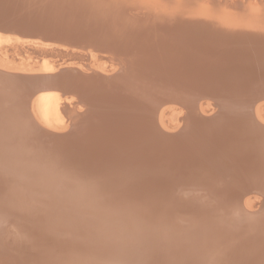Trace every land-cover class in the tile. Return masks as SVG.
I'll return each instance as SVG.
<instances>
[{
    "label": "bare ground",
    "instance_id": "obj_1",
    "mask_svg": "<svg viewBox=\"0 0 264 264\" xmlns=\"http://www.w3.org/2000/svg\"><path fill=\"white\" fill-rule=\"evenodd\" d=\"M72 1L76 3L75 10L73 12L80 14V15H84V16H78V17L74 15V17H77V19L80 20L81 23L82 21H84L83 25H88L90 23L89 13H86V12H91L93 14H97L99 12L100 13L105 12L107 14H110L109 20L111 22L125 23L124 26H122L123 27L122 29H120L121 27L119 26L115 28V31L119 30L117 31L118 32L117 34L119 36H122V38H124L123 39L124 42L122 43L120 39H116L115 38L116 34H115V35H112L110 40L109 39L106 40L103 38L104 41L107 42L106 45L104 46L95 43V45H93V47L95 48L94 52H89L87 54L77 53L75 51H70L68 49L60 48L57 45H50L43 41H36V40L29 41L25 37L19 36L20 35L19 33L17 34L16 32L12 31L13 29H11V27L0 23V51L7 52L11 48V49H15V52L23 53V52H28V50L26 49L27 46H32V48H34L33 50L32 48H30L32 50L30 53H34V57L32 58L35 60L28 61V64H33L31 65L33 69L19 70L22 68H19V67L8 68V69H11L12 73H15L17 77L29 76L31 77L29 80L35 83V84H32L30 88L28 87V89H31L30 94H32L33 96L32 99H30L29 97L30 101L33 103L27 101L28 103H31L33 107V109L31 108L33 112L31 113L32 121L29 122L28 119L27 121H23V123L26 124V127H25L26 129L22 132L25 134L26 133L28 134V132L33 133L34 135H37V136L43 135L46 137V139L48 138L50 140L54 138L53 140L54 142H58L62 144L64 143V144H67L68 146L74 144L73 147L76 148L75 150H77L79 146H81V143L83 144L84 139L87 136L90 142L92 141L91 143L94 144L93 149H95L96 147V152L93 150L96 153V156L94 157L96 161L93 159V161L95 162L93 163L89 157L86 158L84 155L72 153L74 154L71 157L72 162L70 161L72 166L80 167V168L87 166V171L86 172L84 171V172L87 173L86 174L87 176H91V177L92 175L95 177H98L99 175L103 176V173H106L109 175L110 171H113L114 169L115 172H113V175L114 173L115 174L119 173L118 179L120 180V182H117L118 179L115 176L117 180L114 179L115 183H113V185H116V187L119 186V188L123 187V189L125 190L124 191L125 195H122V196H123V199L125 200L123 201L126 204H128V208L130 209L131 202L133 199L136 200L135 198L142 197L141 204H143L145 208L147 207L145 210L149 211L146 213L144 212L145 210L143 211L146 214V217H144L145 219L143 220H145L146 222L152 221L154 222V224L156 222V224L160 226V224H158L157 222L159 219L155 220L156 219L155 215L157 214L152 213L154 212V210H151L152 212H150V209H153L155 205L157 208L158 207L157 204H158L162 209L164 208L163 211L161 208L159 207L157 208V209H161L160 216L162 217H160V219L162 218L161 221H163L161 223L159 220V222L161 223V225L163 224V227L167 231V233L169 232V229H172V232L168 233L167 237L161 239V237L164 234L161 236L159 232L155 231L156 229L154 230L153 228L154 224L151 223L152 225L150 226L153 229L151 228L152 229L151 231L148 230V233L152 234L154 230L155 232H157V234H159L157 236H160V239L154 236L155 237L154 239L147 240L146 235L144 237V235L142 234L137 235L134 232H132L133 225L131 227L127 226L128 222L126 226L129 228H127L126 226L125 228L123 225L120 226V224L118 223L120 222L119 221L120 218H122L121 215L120 217L113 216L109 220V222H103L99 220L98 216L101 217L103 216V214L107 213L103 210V208L104 207L106 208L107 206H109L107 205L108 204L107 202H109V200L111 201L113 200V197L111 196L112 193L111 195L106 194L107 196L105 195H102L103 197L101 196L104 202L103 204L105 205L104 206L101 205L100 207L96 208L95 213H94V209L90 208L91 205L89 204L85 205V202H80L79 203L80 206L84 205V207L86 206L88 209H90L89 212L86 214L87 216H85L83 219L80 220L79 217H77L75 214L78 208L77 205H75L76 204L75 201L83 200V199L89 200L88 197L87 198L83 197L84 193L81 194L82 192L80 193V191L78 192V190H82L83 186L87 187L85 185L86 183L92 182L89 179L90 177L88 178L86 176L87 181H88L87 182L86 180H84L86 181V183L83 181L85 177L81 179L79 173L78 175L75 174L73 175L74 177H70L68 179L57 178L53 170V167H54L53 164L55 163L50 161V159H46V158L42 159L41 153L43 150L42 149L43 146H40L38 142L36 144L32 143L30 145L31 143L30 141L29 143L27 144L25 143V145H23L22 143L24 142L22 139L21 140L22 143L19 142L20 140L16 141L17 144L20 143L19 147L16 146V149L13 148L11 144L13 143L12 141L13 139L7 138L8 136L5 135V132H6L5 129L9 124L8 122L1 121L3 120L2 116L8 115V111L10 110L11 107L7 105L6 103L11 102L13 97L9 98L11 97L10 95L6 96L4 94L0 98V102L2 104V106L0 104V117H2V119L0 118V208H3V210L4 209L14 210L12 211V214L8 215L9 218L17 216L23 219L19 221L20 222V226H18L19 228L17 227L19 229L17 230V233H18L17 241L19 240L21 244L17 245L16 243L15 245H13L15 241H12V244H10L12 246L9 247L10 248L9 257L11 259V256H12V259H13V260L11 259L12 260L11 264H27L26 263L27 261L24 262L21 260L22 258L28 259L30 261L33 260L34 261L33 264L37 262L41 264L53 262L54 260H56L55 257L51 258L48 254H46V251L47 252L50 251L48 250L49 248L50 249L54 248V251L55 250L60 251L61 248L63 249L65 248L66 250L68 249V251H72L74 253V258H75V254L79 256V254L80 255L86 254L88 252L87 254H90L89 258L91 257L88 260V262L89 264L93 263L92 261H94L97 256L99 257V255H101V254L98 255V252L96 253L95 250L98 245H101L100 243L98 244V242L102 240H99L101 238H98L97 242H94L95 244L94 246H96V248L94 247V249L92 250L87 249L89 248V246H86L85 248V245H83V243L85 242L83 241L80 242L79 240H77L79 235H77L76 233L78 232V230L74 229L75 223L80 222V221L81 222L83 221L84 227L86 228H90L91 226L94 225L91 228H94L93 232H94V235L96 236L100 235L104 238L106 236L110 238V236L112 235V237H115V241L117 242L119 239L120 241H124L123 239H128V241L125 240L124 242H122V244L120 243V245L118 243L116 245L115 243L116 247L118 246L117 251L120 254L118 255V257L120 256V258H118L117 261H115L112 264H126V263L128 264V262L129 263L133 262L132 264H198L200 260L205 261L204 262L205 264H250L252 262V259L255 258L253 254H256L257 252L254 251L256 253L251 254V252L253 251H250V250L248 251V249L251 246L253 247L254 246L253 244L255 243H257L256 245H258V243L262 240L251 244L252 242L250 240L252 236H250L248 237L249 240L246 239V241H250V245H249V242H246L245 239L242 238L244 239V241H242V244H238V247L235 246L236 248H239V249L241 248L238 256L237 254H235L236 253L235 247L232 246L230 242L236 240L235 239L237 238L236 234H239V233H240L239 235L241 236V234L251 235L252 232L253 233L257 232V234L255 233L257 236L255 234H253V236L255 235L256 236L255 238H259L260 237V234H258L259 228L261 230L262 229L264 230V198H263L264 197V153L263 154L260 153L261 152L260 148L264 145V128L260 126V123H258V121L264 122V25L262 27H260L261 25L258 27H255L254 25L253 27L250 24L251 27L253 28L249 26L243 28L239 24L242 28L239 31L238 25L235 24L236 22H239V21H236L234 25H232L230 24V22H232L230 18L229 20H226L225 18L224 19L214 18L213 17L215 15L214 11L216 10H212L211 12V7L213 6H211L210 8H207L208 9L207 12L202 11L204 13L203 14L202 12H200V9L198 10L197 7H195V4L198 2V1L196 2V0L174 1L173 2L174 6L172 7L173 10H169V7H167V5L170 6V3L166 4L167 0H162V1L158 0L159 2L158 4H160L159 11L156 9L158 12L155 10L156 14L155 15L153 14L154 16H151L150 19L147 18L149 21L145 19L143 15L146 13L144 11L145 8L140 13L135 12L137 15L136 17L139 18L136 21L133 20L132 18L126 19V13L128 14V18L131 17L134 13V11L132 13V9H134L133 6H136L134 1H132L133 3L131 2L132 6L130 7L129 5L127 6L122 5L123 2L125 3V0H72ZM140 1L141 3L143 2L146 4L149 1L148 2L149 4L152 0H148L147 2H145V0H140ZM61 2L64 3L63 5L64 9L65 8L68 9L69 7H71V4L67 5L64 0ZM155 2H157V0H155ZM185 2H187V4H185ZM201 3L203 4V1ZM129 4H130V1H129ZM146 4L145 6H147ZM204 5L206 4H203V6ZM263 5H264V2H263ZM246 8L248 9L247 6ZM259 10H261V8ZM66 11L69 12V10H66ZM221 11H223V9H221ZM226 11L224 10L223 12H226ZM233 12H234L233 16L235 17V14L237 13H235L236 11H233ZM247 12H250V10H247ZM251 12L253 13L254 10ZM15 13H23V10L18 9L15 11ZM242 13L244 15L242 17H245L246 13L241 12V14ZM23 14L27 15V11H24ZM185 14L187 15V18H190V19L185 20L184 19L186 18ZM206 14L208 16H203ZM219 14L221 15L220 12L218 13V16ZM239 14H240V11H239ZM140 15H143V16H140ZM69 16L70 14L68 15V17ZM233 16L230 15V17H233ZM236 16L238 18V15ZM247 16L246 18H241L243 20H240L244 22L243 23L244 25H246L247 23H251V21H254L255 19L253 15H252L253 20L252 18L247 17ZM94 17L97 19L96 16ZM207 17H210V18H207ZM237 18L235 17L234 21L235 19L238 20ZM260 18L262 19V16ZM109 20H106V21H109ZM257 20H260V19H257ZM259 22L260 21H258V23ZM107 24H110V23H107ZM149 26H150L149 28L150 31L149 29L147 30L145 29L146 27H149ZM252 30L254 31L256 30V31L254 32ZM109 34H106V35H109ZM116 41H119L121 43H116ZM113 43H116L118 45H115ZM109 49L113 52L114 55L121 56L119 58L120 62L124 63L125 65V66L123 65L124 67L122 66L123 67L122 71H119V72L113 71V69H111L112 66L111 68H109L110 67L109 65H108L109 67H107L102 62L99 61L101 59L104 61L106 60L108 61L109 58L105 55V53H108ZM132 53L135 54L134 57L130 58L131 59L130 61H127L128 60L127 58L131 56L130 54ZM59 55H61L60 57L64 55L65 59H66L65 56H69V59L67 58L66 61L70 59H74V61L76 60L77 62V59L82 60V61L83 60L87 61L88 59L91 61V64L93 66L92 67L83 66L80 62L76 63L73 60H72L73 64L67 63L63 57L62 58L64 59V62L63 61L61 62ZM109 55H112V54H109ZM52 56L55 57V60L52 59ZM56 56L59 58V60L58 59L56 60L57 58ZM112 59L114 60L113 57ZM116 59L118 60V58ZM0 61H2L0 62V69L3 70L5 69L4 67H7V63H6L7 61H5L4 58L0 59ZM79 63L81 65H79ZM38 64L39 65L41 64L40 68L39 66L36 67V65ZM115 66L116 65H114V67ZM93 67H96V68H93ZM28 72H34V73L33 75H31V74H28ZM118 74H122L124 76L118 75ZM63 75L64 76L66 75L67 78L71 79V81H73L72 83L75 84V86L66 84L64 80H61V77H63ZM226 80L227 82L228 80L233 81L232 86L226 84ZM83 91H85V93ZM117 93L118 94L121 93L123 96L126 97V99H128L127 100L128 105H130V102L132 101L133 104L131 105L129 109L130 112L128 111L125 112V114H128L129 116L122 113L123 112L121 108L122 104L120 105L118 103L114 105H112V103L110 104V100L113 97L112 94L116 95ZM71 95H76V97L85 95L86 96L85 98H87L85 100L88 101L91 106L92 104H97L98 102H100L101 104V101H102V103L104 102L105 106L108 105L107 110H109L110 112V109H111V112H113V114H110L111 113L110 112L109 113L110 115L108 114L107 117L103 114L104 115L103 117H106V119L102 121L101 125L99 124V126H102L103 128L101 134L104 136V138L102 139L100 137L103 140L102 143L97 142V139L95 138V136L97 137V135H95L93 132L92 133L95 136H89L86 134L79 141L78 140L74 141V143H70L71 140L69 139L65 140L64 138L62 139V137H58L57 134H55V132L58 131L57 129L61 127L64 128V125L69 123L68 121L66 123V121L64 120L63 113L65 115L67 114L69 115L71 108L73 107L74 109L72 108V110L75 111V108L77 107V106L76 107L71 106L70 108V104L72 103L74 104L75 102V99L74 101H68V99H71L70 97ZM20 98L21 97L18 98L17 96H15L14 98L15 100L13 99V101L11 102L12 106L15 104V107H13L14 108L13 111L22 109L21 113H23L24 116H28L27 115L28 113L25 112V109L20 107L21 106L20 104L21 102L19 100ZM77 99L78 98H76V100ZM79 99L81 100V97ZM126 99L124 102H126ZM86 101H85V104H86ZM104 105L102 107H105ZM191 106H193L192 109H191ZM93 110H96V109H93ZM96 111L98 113V111L100 110L97 109ZM211 111H213V114L210 115L209 113ZM72 112L73 111H71V113ZM217 112H222V115L221 116L216 115ZM121 114H123L125 117H122ZM184 114L186 116H184ZM12 116L10 115V117ZM122 118H125L126 121H124L125 119L123 120ZM182 120L184 122L188 121L187 127L184 128L182 125V127L180 128L179 126H177L178 124H180ZM209 121H213V122H209ZM20 123H22L21 119H19V124ZM75 124H76V127L80 125V124L77 125V123ZM34 125L39 126L46 133L41 132L42 129L41 131L38 130V128L35 129ZM174 125L179 127L180 129L178 128V130L171 131V129L174 128L173 127ZM261 125H264V124H261ZM86 126L84 127L86 128ZM112 127L120 131L119 136H117L116 134L117 142L116 141L115 142L118 144H115V142H112L111 140L112 138L116 137L114 136L115 134L113 135ZM30 128H32L35 131V133L32 132ZM82 128H83V124H82ZM225 128H228L227 131H229L230 133H232L233 130L235 133L236 132L240 133L239 137L245 134V138L246 136H249V134L252 133L253 131L254 135H256L255 136L256 138H254V140H252L253 138H251V141L247 140L250 143H252L251 147L248 146V148H250L251 150L250 153L253 155L252 156L250 154L252 158H250L249 156L250 159H246L247 157L245 158V156L242 155V153L244 152L240 153L236 149L237 145L235 144H239V141L237 140L238 138L236 137L237 135L234 133L232 134L235 135L236 139H233L235 137L229 138V136L227 138L229 139V141L227 142H228V145H230V150L228 149L229 147H227L226 145L227 147L226 148L224 146V143L222 142V145L226 148V150H229V152L226 153V155H224V153L221 154L218 152H213L211 150L210 148L211 143H208V141H205V140L208 139V137L211 138V136H213L214 132L212 133V131L217 130L220 132L222 130L223 132ZM93 129L95 130L94 127ZM14 130H15L14 136L17 138L18 135H16L17 133L16 131L17 130L19 131L20 128L16 126ZM111 132H112V135H111ZM92 133H89V134L92 135ZM226 136L224 135V138ZM194 138L197 140L199 139L201 140V142H199V145L196 146L197 150L195 149V151L202 154L201 155L202 158L201 157L199 158L196 155L197 159L194 162L196 164L199 163L198 164L199 173L197 175L194 174L195 176H193V178L196 180L197 183L199 182L200 185H202L204 189L209 190L210 185L214 186L213 184H216L221 179V176L225 175L226 178L228 179L227 186L226 184L225 186L227 187V189H231V187H233L238 190V191L236 190V192L239 193L238 195H240L241 201L239 199L237 200L241 206H235L237 205V203L233 204L234 205L233 206L231 205L232 203L231 202L230 203L231 206L229 207L228 200L231 198L227 200V196L224 202V207L222 206L223 204L222 205L218 204V205H221L222 207L221 206L217 207V203L212 204L213 206L211 207H208L209 205L206 207V205L204 204L203 205L200 203L197 204L196 203L197 201L195 203L192 202V200L189 198L188 199L186 198L185 199L186 201L185 200L183 201L182 200L184 198L183 196H181L182 197L181 199H179L180 197L176 198L175 197L176 193H173V188L171 187L175 188L176 187L175 185H178L177 187H181L183 184H184L183 187H185L186 185L185 183H192V182H189L190 180L188 181V179H187V182L185 183L183 182V179L185 178L184 177L185 171H183L181 168H179L178 171L174 173H169L168 177L165 178V179L167 178L171 179V180L168 179V181L165 180L167 183L168 182L170 183V181L172 182V184L175 183L174 186L173 185L171 186L168 183L171 186L170 190L167 187L164 189L165 186H161L160 184L156 182L161 176L164 177V175H162V171H164L163 170L165 167L164 164L166 162L163 161L162 163V160H161L160 162L162 163L161 166L160 167L158 166L157 169H153V170L147 167L149 165L146 164V162L147 163L153 162V159L156 157V152H159V151H156L157 145H159L162 142H163L162 144L166 143L169 146L168 148L169 150L167 154L169 155L170 158L173 155H176L178 153H181L182 155H189L191 151L187 150L186 146L188 144L185 142L183 143V141L187 142ZM142 139L143 140L147 139L149 144L146 145L145 143V146H144L143 143L146 140L143 142ZM111 142L115 144V145L113 144L115 148H117L116 145H118L120 149L122 148L124 150L123 151L124 153L127 152L126 154H123V153L117 154V155H123L122 159H120L119 157L121 156H119L118 158L120 160L119 159L117 161L113 160L114 162L111 161L110 148L113 150ZM141 142H143L142 143L143 145L141 144ZM110 144L111 146H109ZM184 144H187V145L185 146ZM240 144H243V143H240ZM141 145L144 146V148ZM4 146H7V147H4ZM8 146L10 147L8 148ZM183 146H185V148ZM131 147L132 148L134 147V150L130 151ZM47 149H49V147H47ZM163 150L164 149H162V151ZM226 150L225 152H227ZM242 150H243V146H242ZM56 152L58 154L59 151H56ZM88 152L89 151H87V153ZM114 153H115L114 155H116V151H114ZM162 153H165V152H162ZM43 154H46V153L43 152ZM88 160H90L92 164L87 163ZM144 161H145V164H144L145 169L142 168L143 164L142 165L140 164V163H144ZM195 163H194L193 169H195V165H196ZM71 164L69 163L70 168H71L70 166ZM138 164L142 166L141 169H139L140 167L138 168L139 166ZM135 165L138 168L137 170L135 169L136 168ZM145 165L147 166L145 167ZM210 165L216 167V168L213 167L214 169L211 167L214 170V172H216L215 175H213L214 174L213 172H212L213 174L210 173L211 172V170L209 169ZM256 165H258L256 167L257 169L252 170L253 168L252 166H256ZM111 166H113L112 170L109 169V167L112 168ZM126 166H128V168H126ZM242 167L243 169L245 168L247 170V171H244V175L246 173L245 176L244 175L242 176L241 174V170H243L241 169ZM190 168H191L190 172H192V167ZM49 169L52 170L53 174L51 172L49 174V171L45 172ZM184 169L186 170V168ZM73 170H74V173L76 171L78 172V169L77 170L73 169ZM188 170H187V173H188ZM195 173L197 172L195 171ZM72 174H73V171H72ZM120 174H124V175H120ZM256 178H257V181H256ZM100 179L103 181L102 178H99V181ZM95 180L93 182L97 183ZM147 180L153 183V186H151L149 189H145V186H144L147 183ZM154 180H156L155 181L156 183L154 182ZM253 180L256 182L254 183ZM109 181H108V186L111 183ZM251 181L253 182L252 185H250V183H252ZM92 183H91V186L93 185ZM163 183L165 184L164 181ZM193 183H195V181ZM99 184L100 183L98 182L97 187H99ZM189 185L190 184H188L187 187H189ZM108 186H106L107 189L110 188L111 185L109 187ZM190 186H193V184H191ZM250 186H252V189L250 188ZM88 187L90 188V186ZM116 187L114 188L116 189ZM187 187L185 188L187 189ZM101 189L99 188V190ZM218 189H221V188H218ZM109 190H112V189H109ZM177 190L178 188H176V191ZM189 190H190V187H189ZM113 192H115L114 189H113ZM222 192L225 193L224 191ZM229 192L227 191L226 195ZM236 192L234 191L235 194ZM208 193L210 194V192H207V194ZM223 193L222 195H224ZM245 193H247V195L250 193L254 195H251L249 197L247 196L248 198L245 199L244 198L246 196ZM257 193L263 194L262 200H260L259 198H257V196H255ZM59 195H61L62 197ZM169 195L171 198L168 197ZM178 195L179 194H177V197ZM57 196L61 198L60 201L56 200ZM234 197L235 195L233 196V198ZM173 198L176 199L177 201V202H174V204H172V202H169L171 199H172L171 201H173L174 200ZM218 199L221 200L223 198H218ZM242 199H245V201ZM193 200H195V198ZM235 200H233V203H235L234 202ZM100 202H101V199H100ZM169 203L172 204L170 206H175L174 210L176 211L173 210L174 212L173 211L171 212V209L173 207L172 208L169 207ZM175 204H177V206ZM59 205L62 208L59 209L60 210L59 212H56L55 207ZM167 207L171 209L169 210ZM257 207L259 208L256 210ZM220 208H222L221 209L222 213L219 212L218 214V211H220ZM22 209H24V211H22ZM252 209H255V210H252ZM21 211L24 213L23 216L20 215ZM228 211H231V212L228 213ZM177 213L180 214L178 215V219L176 217ZM211 213H213V215ZM230 214L231 216H229ZM127 216H130L131 221H129V223L131 224L132 222L131 215L127 214ZM132 217L135 218L134 215ZM140 217L142 218V216ZM140 217L139 219H141ZM147 218L149 220H147ZM34 219L39 221L38 225L32 223V220ZM183 219L185 220V222L189 223L187 224L190 226L188 233H186L188 230L187 229L188 226L187 228L186 226H184L187 230L179 229V226H177L178 229L176 231L173 229L174 227H176L177 222H179V220L183 221ZM121 220H123V218ZM253 220L258 221V223L250 224L249 221H253ZM145 221L143 222L145 223ZM140 222L141 221L138 222L139 224H137V226L140 225ZM185 222H181V223L182 224L184 223L185 225ZM239 222H241V225H242V222H244L247 226L243 225V228L238 229L237 227L239 226ZM237 223H238V226H237ZM63 224L69 225L68 226L69 229L64 230V228L62 227ZM156 224L154 227H156ZM56 225L61 226L63 229L61 230V227L56 231L53 229H50ZM118 225L120 227L125 228L126 232L123 231L125 233L124 237H122L123 234L122 236L119 235V233L122 232L121 229L123 228L120 229ZM115 226L117 227L118 230L116 229ZM161 227L162 226H160V228ZM244 227H247V228H244ZM43 230H47L46 233H44L43 235L44 236V238H42L43 240L41 239L42 245L44 244L46 246L45 247L43 245V249H45V252L41 256L39 255L37 257L35 256L36 257L35 258L33 255L32 256L30 255V252L28 250L32 248H35L37 250L38 247H40V244H38L37 240L34 238L38 233H42ZM183 230H185L186 232H182ZM10 232L12 233L13 231H9V233ZM89 232H91V230ZM155 232L153 234H155ZM84 235H89V234L88 232H86V234L84 233ZM239 235H238V239H239ZM31 237L32 238L34 237L32 241H31ZM83 237L84 236H81V239ZM8 239L10 238L8 237ZM132 239H134V241ZM198 239L199 241L203 242V245L205 244L203 240L204 239L207 240L206 242L210 243V244L208 243L209 246L206 247L205 245L204 246L205 248L198 247V251L197 250L195 251L193 249V245L194 246H197V245H195V243L193 242H196ZM136 240L137 242H135ZM223 240L224 242L226 241L227 243H229L228 245H231L234 248L225 250V248L221 246V244L223 243ZM147 241H150L153 244L156 243L157 247L158 245L162 246V248L164 246L165 248V249L163 248L164 250H166L167 248V251H166L167 253H165V256L166 254H168L169 248H171L172 250L174 249L175 251L174 253L176 256L175 260L172 261L173 259H171V257L169 259L172 262L165 261L166 259L164 261H159V258L158 260H156L155 259L156 256L155 258L153 256L155 254L150 253L153 251H150V252L146 251L144 255L142 254L143 257L132 259L133 256L131 257V255L135 254V251H133V247H134V250H136L135 248L137 247V246L135 247L134 245L136 243L137 244L139 243V245H141V248H142V244L144 243L147 244ZM183 243H187L190 246L191 244H193L192 248H183L181 250L180 249L181 245L179 247L176 246L177 244H183ZM262 244L263 242H261V245ZM186 245L183 244L182 247L183 246L187 247ZM219 245L221 248H219ZM114 246L112 248H114ZM3 247H0V248H3ZM26 247L29 249L26 250ZM98 247L99 248L97 250L100 249V246ZM226 248H229V247L226 246ZM83 249H87V250H83ZM195 249H197V247ZM255 249L257 250V248ZM3 250H5V247ZM159 250H158V253H159ZM193 250L197 253L193 252ZM234 250H235V253H233L232 255L231 253ZM100 251L101 250H99V252ZM258 251H259V248H258ZM262 252H264L263 249H262ZM194 253L197 255L195 256ZM259 255H260V252L258 256L256 257H260ZM83 256L85 257V255ZM67 259L68 257L66 256H65V259L63 258L64 261ZM71 259H73V257ZM77 259H78V262H80L79 258ZM98 259H100V257ZM131 259L133 261H131ZM258 259L260 258L254 259L257 261L254 262L253 260V264L257 262H261ZM74 260H71L72 261L71 264L77 263V262H73ZM85 260L84 261L81 260L83 261V264ZM126 260H128V262H126ZM67 261L70 262L69 260ZM101 261H103V259ZM97 262L95 261V263ZM0 264H6V263L5 262L1 263V260H0ZM7 264H10V263L7 262ZM30 264H32V262Z\"/></svg>",
    "mask_w": 264,
    "mask_h": 264
},
{
    "label": "rangeland",
    "instance_id": "obj_2",
    "mask_svg": "<svg viewBox=\"0 0 264 264\" xmlns=\"http://www.w3.org/2000/svg\"><path fill=\"white\" fill-rule=\"evenodd\" d=\"M129 1H130V4H129ZM125 0V3L123 2L122 3V5H129V7L130 6H132V4H131V2L132 1H134V3L136 4V6L138 7H136V6H133V8L134 9H132V13H133V11H134V13H133V15H134V17H133V15L131 16V17H129L128 18V14L126 13V19H133V20H137V19H139V18H137L136 16V13H140V12H142L143 10H144V8H145V14H143L144 15V17H145V19H147V18H151V16H154L155 14H156V11L158 10L159 11V8H160V4H158L159 2H158V0H157V2H155V0H152L149 4H148V0H145V2H147V4L146 3H141V1L140 0H136V2H135V0ZM162 1V0H161ZM174 1H180V0H167L166 1V4H169L170 3V6L169 5H167V7H169V10H173V6H174V4H173V2ZM184 1H186V0H184ZM190 1V0H189ZM198 1V2H197ZM203 1V4H206L207 5V7H206V5H204L203 6V4L201 3ZM216 1V2H215ZM251 1H253V2H251ZM196 0V4H195V7H197V9L199 10L200 9V12H207V8H210L211 6H213V7H211V12H212V10H216V11H214V13H215V15L213 16L214 18H216V19H226V20H229V18L232 20V22H230V24H232V25H234V23L236 22V21H239V22H236L235 24H237L238 25V28H239V31L242 29L241 28V26L243 27V28H245V27H251V25L254 27V25H255V27H258V26H260V27H262L263 25H264V16H263V14H264V5H263V2L264 1H262V0ZM140 2V3H139ZM200 2V3H199ZM259 2V3H258ZM133 3V2H132ZM238 4V6H237V4ZM240 3V4H239ZM261 3V4H260ZM121 4V3H120ZM138 4H140V5H138ZM145 4L147 5V6H145ZM158 4V5H157ZM185 4H187V2H185ZM211 4V5H210ZM235 4V5H234ZM191 5H193V4H191ZM215 5V6H214ZM243 5H244V7H243ZM253 5V6H252ZM255 5V6H254ZM157 6H158V8H157ZM246 6L248 7V9L246 8ZM263 6V7H262ZM201 7V8H200ZM229 7V8H228ZM254 7V8H253ZM256 7V8H255ZM189 8V7H188ZM239 8H241V9H239ZM244 8H246L247 10H250V12H247V10L246 9H244ZM250 8V9H249ZM252 8V9H251ZM261 8V10H259ZM157 9V10H156ZM190 9V8H189ZM221 9H223V11L225 10H227V11H229V12H223V11H221ZM148 10H149V12H148ZM150 10H151V12H150ZM156 10V11H155ZM254 10V12L252 13L251 11H253ZM157 11V12H158ZM233 11H236L235 13H237V14H235V17L237 18V16L236 15H238V20H236L235 19V21H234V12ZM239 11H240V14H239ZM261 11V12H260ZM136 12V13H135ZM155 12V13H154ZM202 12V13H203ZM209 12V11H208ZM221 13V15L219 14V16H218V13ZM223 12V13H222ZM241 12H244V13H246L245 15L247 16V14H248V16L247 17H250V18H252V20H253V17H255V19H256V21H255V19H254V21H251V23H247L246 24V22H245V24L247 25H244L243 23L244 22H242V21H240V20H243V19H241V18H246V16L245 17H242V16H244L243 15V13L241 14ZM201 13V14H202ZM226 13V14H225ZM231 13H233V14H231ZM260 13V14H259ZM154 14V15H153ZM204 14V13H203ZM251 14V15H250ZM143 15H140V16H143ZM186 15V14H185ZM224 15V16H223ZM230 15H232L233 17H230ZM252 15H253V17H252ZM147 16V17H146ZM203 16H208L207 14L206 15H203ZM225 16H227V17H225ZM262 16V19L260 18ZM259 17V18H258ZM135 18V19H134ZM207 18H210V17H207ZM233 18V19H232ZM185 20L186 19H190V18H187V15H186V18H184ZM257 19H260V20H257ZM144 20V19H143ZM148 20V19H147ZM149 21V20H148ZM258 21H260L259 23H258ZM262 21V22H261ZM116 25V28L119 26V27H121L120 29H122L123 27L122 26H124V24L125 23H123V22H121V24H120V22L118 23V22H116L115 23ZM241 26H240V25ZM249 24V25H248ZM251 24V25H250ZM257 25V26H256ZM253 27H251V28H253ZM150 28V26L149 27H146L145 29L147 30V29H149ZM149 31H150V29H149ZM252 31H254V30H252ZM256 31V30H255ZM254 31V32H255ZM145 32V31H144ZM30 48H32V46H27L26 47V49L28 50V52H23V53H18V52H15V49H9V51H7V52H3V51H0V59H3L4 58V60L5 61H7L6 63H7V67H4L6 70H10V71H12L11 69H8V68H12V67H19V68H22V69H19V70H27V69H29V70H31V69H33V67L31 66V65H33V64H28V61L29 60H35V59H33L32 57H34V53H30L34 48H32V50L29 49ZM20 52V51H19ZM110 53H105V55L109 58L108 59V61L106 60V61H104V60H99L100 62H102L105 66H107V67H109V68H111V66H112V68L111 69H113V71H122V69H123V67L125 66L124 65V63H121L120 62V60L118 59H116L117 57H115L114 55H109ZM131 56H129L127 59V61H130L131 59L130 58H132V57H134V53H132V54H130ZM61 55H59V58H60V60H61V62L63 61L64 62V55H62V57L64 58H62V57H60ZM57 57V56H56ZM66 57V59L68 58L69 59V56H65ZM112 57L114 58V60L112 59ZM16 58H18V59H16ZM59 58L57 57L56 58V60L58 59L59 60ZM52 59H54L55 60V57H53L52 56ZM66 59H65V61H66ZM71 60V61H70ZM70 60H68V61H66L67 63H72L73 61H74V59H70ZM73 60V61H72ZM86 60V59H85ZM89 61V62H88ZM0 62H2V61H0ZM60 62V61H59ZM74 62H76V60L74 61ZM78 62H80L83 66H90V67H92L93 65L91 64V61L90 60H88L87 59V61H82V60H78L77 59V62L76 63H78ZM42 63V62H41ZM79 63V65H81ZM122 65H121V64ZM73 64V63H72ZM41 65V64H40ZM40 65L38 64V65H36V67H38L39 66V68H40ZM109 65V66H108ZM114 65H116L115 67H114ZM124 65V66H123ZM129 65H130V63H129ZM123 66V67H122ZM93 68H96V67H93ZM119 68V69H118ZM118 69V70H117ZM117 74V73H116ZM118 75H122V74H118ZM122 76H124V75H122ZM232 82L233 81H229L228 80V82H227V80H226V84H228V85H231L232 86ZM113 92V91H112ZM118 94V93H117ZM115 95V94H112L113 95V97H114V99H113V97L111 98V100H110V104L112 103V105H114V104H116V103H118L119 105L120 104H122L121 105V108H122V113L123 114H125V112L126 111H128V112H130L129 111V109H130V107H131V105L133 104L132 103V101L130 102V105H128V99H126V97L125 96H123L121 93H119L118 95ZM14 95V93L13 94H11L10 96L11 97H9V98H12V96ZM21 95V94H20ZM2 96V95H1ZM121 96V97H120ZM71 97V99H68V101H74V99H75V102H74V104L72 103V104H70V108H71V106H74V107H76L75 108V111L74 110H72V108H71V110H70V114L68 115H65L64 113H63V116H64V120L66 121V123H67V121L69 122V123H67V124H65L64 125V128L63 127H61V128H59V129H57L58 131L57 132H64V133H68L72 128H71V123H72V118L70 117L71 116V114H73L74 112H77V111H79V112H77L78 114H75V115H77V117L76 118H74L73 120V123H77V125L78 124H80V125H78V127L76 128V124H75V128H73L74 130H71L70 132H71V135H73V136H71L70 138L72 139V140H74V141H79L84 135H89V136H95V135H97V137L95 136V138L97 139V142H99V143H102V139L104 138V136L101 134V132H102V130H103V128H102V126H99V124L101 125V123H102V121L103 120H105L106 119V117L108 116V114L111 112V109H110V112H109V110H107V106H105L104 105V102L102 103V101H101V104H100V102H98L97 104H95L94 106L95 107H92V106H90L89 105V102H87L86 101V104H85V100H83L82 98H81V100L79 99L80 98V96L78 97H76V95H71L70 96ZM75 97V98H74ZM117 97H119V98H117ZM76 98H78L77 100H76ZM124 98V99H123ZM73 99V100H72ZM113 99V100H112ZM125 99H126V102H124L125 101ZM119 100H120V102H119ZM23 101V100H22ZM20 101L19 103L22 105V104H24L26 107H27V113H28V115H31V113H33L32 112V110H31V108L33 109V107H32V104L31 103H33V102H31V103H28L29 102V100H25V101ZM28 101V102H27ZM123 102V103H122ZM77 103H81L80 105L79 104H77ZM31 106H30V105ZM86 106H85V105ZM125 104V105H124ZM97 105V106H96ZM100 105V106H99ZM105 106V107H102V106ZM78 106H79V108H78ZM13 107H15V104L13 105ZM89 107V108H88ZM97 107V108H96ZM103 109H102V108ZM128 107V108H127ZM29 108V109H28ZM78 108V109H77ZM106 110H105V109ZM190 108V107H189ZM193 108V106H191V109ZM14 109V108H13ZM74 109V108H73ZM77 109V110H76ZM93 109H98V110H100V111H98V113H97V111L96 110H93ZM30 111V112H29ZM71 111H73L72 113H71ZM90 111H92L93 113L92 114H89V112ZM95 111V112H94ZM106 113H105V112ZM183 111H185V110H183ZM214 111V110H213ZM213 111H211L209 114L211 115V114H213ZM100 112V113H99ZM87 113V114H86ZM106 116V117H103L104 115ZM110 114H113V112H111ZM109 114V115H110ZM123 114H121V116L122 117H125ZM196 114V113H195ZM12 116V114H9V116ZM89 115V116H88ZM92 115V116H91ZM125 115H127V116H129L128 114H125ZM216 115H222V112H217L216 113ZM66 116H67V118H66ZM88 116V117H87ZM102 116V117H101ZM184 116H186L185 114H184ZM1 119H2V117H0ZM11 119L13 118V116L12 117H10ZM71 118V119H70ZM84 118V119H83ZM101 118V119H100ZM68 119H70V120H68ZM123 120L125 119V118H122ZM77 120V121H76ZM85 120V121H84ZM76 121V122H75ZM124 121H126V119L124 120ZM123 122V121H122ZM183 122V123H182ZM262 122V123H261ZM125 123V122H124ZM258 123H260V125L261 124H264V122L263 121H258ZM70 124V125H69ZM82 124H83V128H82ZM126 124V123H125ZM68 125V126H67ZM87 125V126H86ZM182 125H183V127L185 128L186 127V125H188V121H186V122H184L183 120L180 122V124H178L177 126H179L180 128L182 127ZM84 126H86V128L84 127ZM177 126H173L172 128L173 129H171V131H174V130H178V128L179 127H177ZM68 129H67V128ZM93 127L95 128V130L93 129ZM96 127H98V128H96ZM101 129H100V128ZM113 128V130H112V132H113V135L114 136H116V134H117V136H119V130H117V129H114V127H112ZM179 128V129H180ZM227 129L228 128H225V130H223V132H221L220 134L218 133L217 135H213V136H211V138L210 137H208V139H206L205 140V138H204V140L205 141H208V143H211V146H210V148H211V150L213 151V152H218V153H221V154H223L224 153V155H226V153H228L229 152V150H230V145H228V142L227 141H229V139H227L228 138V136H229V138L231 137V138H233V137H235V135L234 134H236L237 136L236 137H238L237 138V140L239 141V144H235V145H237L236 146V149L240 152V153H242V152H244V153H242V155L243 156H245V158L246 159H250V158H252L251 156H250V148H248V146H250L251 147V145H252V143H250L249 141H251V138H253L252 140H254V138H256L255 136L256 135H254V133H253V131H252V133H250L249 134V136H246V138H245V134L243 135V136H241V137H239V135H240V133H235L234 132V130L232 131V133H234V134H232V133H230L229 131H227ZM66 130V131H65ZM80 130H83L82 132L80 131ZM92 130V131H91ZM99 130V131H98ZM79 131V132H78ZM89 131V132H88ZM94 131H96V132H94ZM83 134V136L81 137V133ZM95 134V135H93V133ZM112 132H111V135H112ZM115 132V133H114ZM72 133H74V134H72ZM89 133H92V135L91 134H89ZM105 133V132H104ZM128 134V133H127ZM223 134V135H222ZM230 134V135H229ZM224 135L226 136L225 138H224ZM250 135H251V137H250ZM8 136V138H11V139H13L12 141H13V143H11L12 144V146H13V148H15L16 149V146H18L19 147V145H20V143H18L17 144V142L16 141H18V140H20L19 142H21V140H22V138H18V136H17V138L16 137H11V136H9V135H7ZM78 136H80V137H78ZM113 136V137H114ZM117 136L116 137H114V138H112V136H111V140H112V142H115L117 139ZM209 136V135H208ZM217 136V137H216ZM222 136V137H221ZM78 137V138H77ZM99 137V138H98ZM102 139H101V138ZM198 137V136H197ZM205 137V136H204ZM236 137L235 138H233V139H236ZM249 137V138H248ZM221 138V139H220ZM243 138V139H242ZM245 138V139H244ZM76 139V140H75ZM98 139H100V140H98ZM106 139V138H105ZM202 139H203V137H202ZM143 140V139H142ZM146 141H147V139H145ZM145 140H143V142L145 141ZM195 139H192V140H189L188 141V145L187 144H185V145H187L188 146V148L189 149H191L190 151V154L189 155H182L181 153H178V154H180V155H178V154H176V155H173L171 158L169 157V155L167 154L168 153V148H169V146L166 144V143H164V144H162V143H160L161 144V146H160V144L159 145H157V150L156 151H159V152H156V157L158 158H154L153 159V162L151 163V162H146V164H148L149 166H147V165H145V167L147 166V167H149L151 170H153V169H157L158 168V166L160 167L161 166V164L163 163V161L164 162H166L164 165H165V167H164V171L166 172H164V171H162V175H164V177L163 176H161L159 179H158V181H156V180H154V182L156 181L158 184H160L161 186H165V187H167V188H169V190L171 189V188H173V193H176L175 194V197L176 198H179V199H181L182 197L181 196H183L184 198L182 199L183 201L187 198H189V199H191L192 200V202H196L197 204L198 203H200V204H204V205H206V207L208 206V207H211V206H213L212 204H215V203H217V207L219 206H221L222 204V206L224 207V202H225V200H226V196H227V200L229 199V198H231V199H229L228 201H229V207L231 206V205H233V204H236L237 203V205H235V206H241L240 205V203L238 202V200L237 199H239L240 200V195H238L239 193H237L236 192V190L237 189H235V188H233V187H231V189H227V183H228V179L226 178V176L224 175V176H221V179L216 183V184H213L214 186H212V185H210V191L208 190V189H204L203 187H202V185H200V183L198 182H196V180L193 178V176H195V175H197L198 173H199V171H198V167H199V163H195L194 161H196V159H197V157H201V155L202 154H200L199 152H196L195 151V149H196V144H195V141H194ZM223 140V141H222ZM247 140H249V141H247ZM14 141H15V143H14ZM87 141V142H86ZM141 142V144L143 143L144 144V146H145V143H146V145L147 144H149L148 143V141L147 142ZM243 141V142H242ZM24 142V141H23ZM92 142V141H91ZM90 142V140L87 138V136L85 137V139H84V142H83V144L81 143V146H79V148L77 149V150H75L76 148L75 147H72V148H70V149H72V150H70V149H67V151H62V152H58V154H57V150H54L55 148L51 145V144H49V145H44L43 147H42V149H40V150H42V153H41V157H42V159H50V161H52L53 163H55V164H53L54 165V167H53V170H54V174H56V177L57 178H59V179H68V178H70V177H74L73 175H75V174H77L78 175V173L80 174V178L81 179H83L84 177V179H83V181L84 180H86L87 181V177L93 182L95 179H97V180H95L97 183H95V182H91L93 185V187L91 186V183H89L88 181V183H86V181H84L86 184V186L88 187V186H90V188L88 187H82V190H78V192L80 191V193L81 194H83L84 196L83 197H88V199L89 200H76L75 201V205H77V212L75 213L76 214V216L77 217H79V219L81 220V219H83L85 216H87L86 214L89 212V210L90 209H88L86 206V208L84 207V205H79V203L80 202H85V205H91L90 206V208H93L94 209V213L96 212V208H98V207H100L101 205L102 206H104L105 204H103L104 202H103V200H102V195H105V196H107V195H111V193H112V197H113V200L111 201V200H109V202H107L108 204L107 205H109V206H107L106 208L104 207L103 208V210L105 211V212H107L106 214H107V216H106V214H103V216H98V219L99 220H101V221H103V222H109V220L113 217V216H119L120 217V215H121V217L123 218V220H121L122 218H120V222L118 223V224H120V226L121 225H123L124 227L126 226V224H127V222H128V224H127V226H132L133 225V230H132V232H134L135 234H137V235H144V237H145V235L148 237H146V239L147 240H152V239H154L155 237L156 238H158V239H160V236H157V235H159V234H157V232H159L160 233V235L162 236L163 234V236L161 237V239H163V238H165V237H167V235H168V233H170V232H172V229H169V232L167 233V231L164 229V227H163V224L161 225V223L163 222V221H161L162 220V218L160 219V217H162V216H160L161 214H160V211H161V207L157 204V206L159 207V208H161V209H157L156 208V205H155V207H153V209H150V212H152L151 210H154V212H152V213H154V214H157V215H155L156 216V219L155 220H160V222H159V220L157 221L158 222V224H160V226H162L161 228H160V226H158L157 224H156V222H155V224H156V227L158 228V230H157V228L156 227H154L155 226V224H154V222H150V221H148V222H146L145 220H143V219H145L144 217H146V212H149L148 210H145L146 208H145V206L143 205V204H141L142 202V200H141V198L142 197H140V198H135L136 200H132V202H131V207H130V209L128 208V204H126L124 201V199H123V196L122 195H125V190L123 189V187L121 188H119V186H117L116 187V185H113V183H115V180H117L119 177H118V174L119 173H117V174H115L114 173V175H113V172H115L114 171V169H113V166H111L112 168H110L109 167V169L110 170H112L113 169V171H110V174L108 175V174H106V173H103V176L102 175H99L98 177H95V176H93L92 175V177L91 176H87L86 174L87 173H85L86 171H87V166L85 167H83V168H80V167H73L72 166V164H71V162H72V159H71V157L74 155V154H72V153H75V154H79V155H84L86 158L87 157H89L90 158V160H92V162L93 163H95L94 161H93V159H94V157L96 156V147H95V149H93V145L94 144H92ZM111 142V143H112ZM117 142V141H116ZM115 142V144H118V143H116ZM222 142L224 143V146L226 147V145H227V147H229L228 149L229 150H226V148L222 145ZM247 142V143H246ZM22 143V142H21ZM25 143L26 142H24V143H22L23 145H25ZM90 143H91V145H90ZM240 143H243V144H240ZM21 144V145H22ZM114 143H112V147H113V150L110 148V157H111V161L112 162H114L115 160L117 161L119 158L120 159H122L123 158V155H117V154H126L127 152H123L124 150L121 148H119L118 147V145H116V147L117 148H115V144L113 145ZM142 144V145H143ZM249 144V145H248ZM141 145V146H142ZM220 145V146H219ZM222 145V146H221ZM241 145V146H240ZM109 146H111V144L109 145ZM137 146V145H136ZM144 146H142L143 148H144ZM164 148H163V147ZM166 146V147H165ZM242 146H243V150H242ZM247 146V147H246ZM264 146V145H263ZM261 147L260 148V153L261 154H263L264 153V147ZM4 147H7V146H4ZM10 146H8V148H9ZM47 147H49V149H47ZM159 147V148H158ZM161 147V148H160ZM191 147V148H190ZM224 147V148H223ZM45 148V149H44ZM91 148H92V150H91ZM119 148V149H118ZM167 148V149H166ZM221 148H222V150H221ZM87 150V151H89L88 153H87V151H85V150ZM115 149V150H114ZM126 149V148H125ZM158 149H160V150H158ZM162 149H164L163 151H162ZM167 151H166V150ZM241 149V150H240ZM245 149V150H244ZM247 149V150H246ZM49 152H48V151ZM95 152H94V151ZM112 150V151H111ZM119 152H118V151ZM132 150H134V147L132 148L131 147V149H130V151H132ZM224 150V151H223ZM225 150L227 151V152H225ZM78 153H77V152ZM85 151V152H84ZM114 151H116V155H114L115 153H114ZM122 151V152H121ZM165 152V153H162V152ZM221 151H223V152H221ZM43 152L44 153H46V154H43ZM66 154H65V153ZM71 152V153H70ZM83 152H84V154H83ZM91 152V153H90ZM93 152V153H92ZM160 152H161V154H160ZM113 153V154H112ZM130 153V152H129ZM42 154H43V156H42ZM89 154H91V155H89ZM159 154V155H158ZM167 154V155H166ZM198 154H199V156H198ZM249 154V155H248ZM63 155V156H62ZM88 155V156H87ZM114 155V156H113ZM196 155H197V157H196ZM248 155V156H247ZM252 155V154H251ZM116 156V157H115ZM119 156H121V157H119ZM161 156V157H160ZM163 156V157H162ZM167 156V157H166ZM249 156H250V158H249ZM253 156V155H252ZM41 157H40V159H41ZM119 157V158H118ZM125 157V156H124ZM183 157V158H182ZM113 158V159H112ZM199 158H198V160H199ZM202 158V157H201ZM38 159V158H37ZM119 159V160H120ZM157 159V160H156ZM90 160H88L87 161V163H90V164H92L91 162H90ZM95 160V159H94ZM114 160V161H113ZM161 160H162V163H160L161 162ZM71 161V162H70ZM96 161V160H95ZM152 161V160H151ZM157 161V162H156ZM69 163L71 164L70 166H71V168L69 167ZM151 163V164H150ZM193 163V164H192ZM194 163L196 164L195 165V169H193L194 168ZM52 164V163H51ZM64 164V165H63ZM142 166H140L139 164V166H138V168L139 169H141V167L142 168H144V164H145V161H144V163H140ZM50 165V164H49ZM59 165V166H58ZM110 165H112V164H110ZM193 165V166H192ZM66 166V167H65ZM196 166H197V168H196ZM258 165H256V166H252L251 168H252V170H254V169H257L256 167H257ZM135 167H136V165H135ZM189 167V168H188ZM190 167H192V172H190L191 171V168ZM214 167V168H216L215 166H212V165H210V167H209V169L211 170V172H210V170H209V172L210 173H212L213 175H215V173L216 172H214V168L212 169V168ZM80 168V169H79ZM126 168H128V166H126ZM137 167L135 168L136 170L138 169ZM179 168H181L183 171H185L184 172V177L186 178H184L183 179V182L185 183V182H187V179H188V181L189 182H192V183H185L186 185H185V187H187L188 186V184H193V186H190L189 185V187H190V190H189V187H187V189L185 188V187H183V185L181 186V187H177L178 185H175L176 187L174 188V187H171L172 185L174 186V181H173V179H172V181H173V183L174 184H172V182L170 181V185L166 182V181H168V179L169 178H167V179H165L166 177H168V174L169 173H174V172H176V171H178V169ZM184 168H186V170L184 169ZM73 169H75V170H77L78 169V172L76 171L75 173H74V170ZM115 169H116V167H115ZM145 169V168H144ZM189 169V170H188ZM241 169H243V167L241 168ZM51 169H49V170H47L46 172H48L49 171V174H50V172L53 174V172H52V170L50 171ZM56 170V171H55ZM143 170V169H142ZM168 170V171H167ZM187 170H188V173H187ZM216 170V169H215ZM72 171H73V174H72ZM85 171V172H84ZM109 171V170H108ZM141 171V170H140ZM194 171V172H193ZM195 171L197 172V173H195ZM244 171H247L245 168L243 169V170H241V174H242V176L244 175ZM65 172V173H64ZM68 172V173H67ZM117 172V171H116ZM190 173V174H189ZM167 174V175H166ZM188 174V175H187ZM192 174V175H191ZM195 174V175H194ZM65 175V176H64ZM68 175V176H67ZM72 175V176H71ZM76 175V176H77ZM108 175V176H107ZM120 175H124V174H120ZM187 175V176H186ZM211 175V174H210ZM245 175H246V173H245ZM244 175V176H245ZM258 175V174H257ZM87 176V177H86ZM101 176V177H100ZM107 178H106V177ZM110 176H111V178H110ZM114 176V177H113ZM117 177V179H116V177ZM190 176H191V178H193V179H191L190 178ZM55 177V178H56ZM95 177V178H94ZM99 178H102L103 179V181L100 179V181H99ZM108 178H110V179H108ZM81 179H79V180H81ZM115 179V180H114ZM110 180V181H109ZM166 180V181H165ZM169 180H171V179H169ZM185 180V181H184ZM193 180V181H192ZM227 180V181H226ZM108 181L109 182H111L110 184H109V186H110V188H108L107 189V187L106 186H108ZM114 181V182H113ZM163 181L165 182V184L163 183ZM195 181V183H193ZM256 181H257V178H256ZM256 181H254L253 180V182L255 183ZM98 182L100 183L99 184V187H97L98 186ZM104 182V183H103ZM117 182H120V180L118 179V181ZM155 182V183H156ZM252 182V181H251ZM253 182L252 183H250V185H252L253 184ZM95 183V184H94ZM146 183V182H145ZM144 183V184H145ZM162 183V184H161ZM167 183V184H166ZM218 183H219V185H218ZM107 184V185H106ZM225 184H226V186H225ZM113 185V186H112ZM169 187H168V186ZM225 187H224V186ZM108 186V187H109ZM145 186V189H149L151 186H153V183H151V182H149L148 180H147V183L144 185ZM147 186V187H146ZM218 186H220V187H218ZM106 189H105V188ZM114 187H116V189L114 188ZM171 187V188H170ZM200 187H202V188H200ZM215 187H216V189H215ZM223 187V188H222ZM98 188V189H97ZM99 188L101 189V190H99ZM104 188V189H103ZM176 188H178V190L176 191ZM198 188V189H197ZM218 188H221V189H218ZM250 188L252 189V186H250ZM109 189H112V190H109ZM113 189H114V191L115 192H113ZM218 189V190H217ZM234 189V190H233ZM84 190V191H83ZM105 190H106V192H105ZM120 190V191H119ZM182 190V191H181ZM186 190H187V192H186ZM229 192L227 195H226V193H227V191ZM255 190V189H254ZM147 191V190H146ZM222 191H226L225 193H223ZM234 191L236 192V194L238 195H236L235 193H234ZM238 191V190H237ZM105 192V193H104ZM207 192H210V194L208 193L207 194ZM217 192V193H216ZM90 193V194H89ZM101 195H100V194ZM135 193V192H134ZM183 193V194H182ZM213 193V194H212ZM222 193L224 194V195H222ZM233 193V194H232ZM107 194V195H106ZM120 194V195H119ZM137 194V193H136ZM177 194H179L178 195V197H177ZM216 194V195H215ZM173 195V194H172ZM213 195V196H212ZM218 195V196H217ZM231 195H235V197L233 198V196H231ZM245 199L246 198H248L249 196H251V195H254V194H252V193H250V194H248L247 195V193H245ZM261 195V196H260ZM263 194L262 193H257L255 196H257V198H259L260 200H262V196ZM59 196H61V195H59ZM59 196H57L55 199L56 200H58V201H60L61 200V198L59 197ZM100 196V197H99ZM102 196V197H101ZM110 196V197H111ZM135 196V195H134ZM187 196V197H186ZM193 196V197H192ZM217 196V197H216ZM248 196V197H247ZM59 197V198H58ZM62 197V196H61ZM169 198H171L170 197V195L168 196ZM216 197V198H215ZM238 197V198H237ZM51 198H53V197H51ZM195 198V200H193ZM218 198H223V199H218ZM243 198V197H242ZM264 198V197H263ZM38 199H39V197H38ZM100 199H101V202H100ZM118 199V200H117ZM174 199V198H173ZM216 199H217V201H216ZM236 199V200H235ZM245 199H242V200H244L245 201ZM24 200V199H23ZM124 200V201H123ZM172 200V199H171ZM169 201V202H172V204H174V202H177L176 201V199H174L173 201ZM200 200H201V202H200ZM214 200V201H213ZM220 200V201H219ZM233 200H235L234 202L235 203H233ZM258 200V199H257ZM26 201V200H25ZM117 201H118V203H117ZM179 201V200H178ZM186 201V200H185ZM206 201V202H205ZM209 201V202H208ZM219 201V202H218ZM241 201V200H240ZM259 201V200H258ZM106 202V201H105ZM113 202V203H112ZM138 202V203H137ZM212 202V203H211ZM232 202V203H231ZM133 203V204H132ZM230 203H231V205H230ZM260 203H261V201H260ZM46 204V203H45ZM53 204V203H52ZM119 204V205H118ZM134 204H136V205H134ZM138 204V205H137ZM140 204V205H139ZM171 203H169V207H173L172 209L171 208H168L169 210L171 209V212L174 210V207L175 206H170V205H172ZM211 204V205H210ZM218 204H221V205H218ZM241 204H243V203H241ZM117 205H118V207H117ZM127 205V206H126ZM142 205V206H141ZM176 206H177V204H175ZM134 206H136V207H134ZM221 206V207H222ZM234 206V205H233ZM232 206V207H233ZM59 207V208H58ZM123 207V208H122ZM216 207V208H217ZM62 207H60V205L59 206H56L55 207V210H56V212H59L60 210L59 209H61ZM215 208V209H216ZM259 207H257L256 208V210L258 209ZM88 209V210H87ZM117 209V210H116ZM164 209V208H163ZM163 209H162V211H163ZM221 209L222 208H220V211H218V214H219V212L220 213H222L221 212ZM228 209V208H227ZM263 209V208H262ZM0 210H1V212H0V226H1V228H0V247H5V250H3L4 249V247L3 248H0V250H2V251H0V260H1V263H6L7 264V262L8 263H12V256H11V259H10V257H9V247H11L12 245H10V244H12V241H15L14 242V244L13 245H15L16 243H17V245L18 244H21L20 242H19V240L17 241V237H18V233H17V230H19L18 228V226H20V222L19 221H21V220H23L22 218H19V217H17V216H14V217H10L9 218V216L8 215H10V214H12V211H14V210H7V209H4L3 210V208H0ZM87 210V211H86ZM110 210H111V212H110ZM122 210V211H121ZM126 210V211H125ZM130 210V211H129ZM145 210V211H144ZM158 210H159V212H158ZM231 210V209H230ZM252 210H255V209H252ZM3 211V212H2ZM6 211V212H5ZM22 211H24V209H22ZM21 211V213H20V215H24V213ZM142 213H141V212ZM145 213H144V212ZM174 211H176V210H174ZM173 211V212H174ZM110 212V213H109ZM123 212V213H122ZM134 212V213H133ZM155 212H157V213H155ZM216 212V211H215ZM226 212V211H225ZM231 211H228V213H230ZM112 213V214H111ZM119 213V214H118ZM130 213H132V214H130ZM140 213V214H139ZM168 213H169V211H168ZM114 214V215H113ZM125 216H124V215ZM127 214L128 215H131V219H132V222H133V220H134V224L131 222V224L129 223V221H131L130 220V216H127ZM212 215H213V213H211ZM215 214H217V213H215ZM134 215V217L135 218H133L132 216ZM170 215V214H169ZM178 215H180V214H178L177 213V215H176V217H177V219H178ZM140 216H142V218L141 219H139V217ZM229 216H231V214L229 215ZM210 217V216H209ZM213 217V216H212ZM7 218V219H6ZM15 218H17V219H15ZM155 218V217H154ZM174 218V217H173ZM15 219V220H14ZM97 219V218H96ZM126 220V221H125ZM145 221V223L143 222V221ZM147 220H149L148 218H147ZM8 221H12L11 223L10 222H8ZM35 221V222H34ZM41 221V220H40ZM136 221V222H135ZM139 221H141L142 222V224H141V222H140V225H138L137 226V224H139L138 222ZM178 221V220H177ZM8 222V223H7ZM39 221H37L36 219H34V220H32V223L33 224H39L38 223ZM122 222V223H121ZM179 222L181 223V222H185V220L183 219V221H181V220H179ZM179 222H177V224H176V227H172L175 231L178 229L177 228V226H179V229H185V230H187V232L185 231V230H183L182 232H186V233H188V231H189V225H187V224H189L188 222H185V225H184V223L181 225ZM238 222V221H237ZM16 223V224H15ZM151 223H153L154 225H153V228H154V230L155 231H157V232H155L154 230H153V232H152V234H150V233H148V230H152L153 228L150 226V225H152ZM179 224V225H178ZM3 225V226H2ZM67 227H66V226ZM141 225H142V227H141ZM236 225V224H235ZM243 225L245 226L246 224L244 223V222H242V225H241V222H239V226H240V228H239V226H238V223H237V228L238 229H241V228H243ZM260 225V224H259ZM69 225H67V224H63L62 225V227L64 228V230L65 229H69V227H68ZM83 226V227H82ZM94 226V225H93ZM93 226H91V227H93ZM116 226H117V224H116ZM115 226V227H116ZM119 225H118V227H120ZM126 226V227H127ZM144 226V227H143ZM184 226H186V228H187V226H188V228L186 229ZM242 226V227H241ZM247 226V225H246ZM18 227V228H17ZM61 226H53L52 228H50V229H53V230H58L59 228H60ZM61 227V230L63 229ZM90 227V228H91ZM125 227V228H126ZM137 227V228H136ZM138 227H139V229H138ZM141 227V228H140ZM184 227V228H183ZM5 228V229H4ZM44 228V227H43ZM84 228H85V230H86V232H88V234L89 235H84V233L86 234V232H85V230H84ZM86 228V227H84V223H83V221L81 222H77V223H75V230H78V232L76 233L77 235H79L78 236V239L77 240H79L80 242H85V243H83V245H85V248H86V246H89V248H87V249H94V247L96 248V246H94L95 244H94V242H97V239L98 238H101V239H99V240H102V241H99L98 242V244L100 243L102 246H103V248H102V246L101 245H98V246H100V249L99 250H101L100 252H99V250H97L99 247L97 246V248H96V253L98 252V255L99 254H101V255H99V257H100V259H98L97 257H96V259L94 260V261H92L93 263H90V264H112V263H114L115 261H117V259L118 258H120V256L118 257V255H120L119 254V252L117 251V247H116V245H117V243L120 245V243L122 244V242H124L125 240L126 241H128V239H123L124 241H120V239L118 240V242L117 241H115V237H112V235L110 236V238L109 237H102V236H96V235H94V228ZM121 228H123V227H120V229ZM125 228H123V229H121L122 230V232H120L119 233V235L120 236H122V234H123V236L122 237H124V232L123 231H125ZM127 228H129V227H127ZM136 230H135V229ZM152 228V229H151ZM244 228H247V227H244ZM88 229H89V231L91 230V232H89L88 231ZM116 229H117V227H116ZM119 229V230H120ZM7 230V231H6ZM48 230V229H47ZM47 230H43V232L42 233H38L36 236H35V238L34 239H36L37 240V243L38 244H40V247H38V249L36 250L35 248H32V249H30V250H28L29 252H30V255L32 256H41L42 254H44V252H45V249H43V245H42V238H44V233H46V231ZM118 230V229H117ZM120 230V231H121ZM171 230V231H170ZM257 230V229H256ZM261 229L259 228V230H258V234H260V237H259V235H258V237L259 238H255L257 235V232H255V233H251V235L249 234V235H244V234H241V236L239 235V234H236V236H237V238H235L236 240H234V241H232V242H230L231 243V245L232 246H236V247H238V244H242V241H244V239H245V241H246V239H248V237H250V236H252V238H251V244H253V243H255V242H259L260 240H262V241H260L259 243H258V245L260 246H258V245H256L257 243H255V244H253L254 246L252 247L253 249H255V248H257V250L255 249V250H253L251 247L248 249V251L250 250V251H253V252H251V254H253V253H256V254H253V256L255 257V258H253L252 259V262L250 263V264H253V260L254 259H257V258H260V259H258L259 261H261V262H257L258 264H264V252H262V249H263V251H264V237H262V236H264L263 234V232H264V230L262 229L261 231H260ZM9 231H13L12 233L10 232L9 233ZM74 231V230H73ZM139 231V232H138ZM146 231V232H145ZM263 231V232H262ZM7 232V233H6ZM84 232V233H83ZM126 232V231H125ZM155 232V234H153ZM161 232H162V234H161ZM259 232H261V233H259ZM3 233V234H2ZM8 233H9V235H8ZM146 233V234H145ZM166 233V234H165ZM5 234V235H4ZM12 234V235H11ZM17 234V235H16ZM150 234V235H149ZM253 234H255L254 236H253ZM2 235H3V237H2ZM8 235V236H7ZM93 235V236H92ZM166 235V236H165ZM238 235H239V239H238ZM81 236H84L82 239H81ZM92 236V237H91ZM109 236V235H108ZM155 236V237H154ZM184 236V235H183ZM235 236V237H236ZM243 236V237H242ZM246 236V237H245ZM8 237L10 238V239H8ZM135 237H137V236H135ZM153 237V238H152ZM255 239H254V238ZM7 238V239H6ZM33 238L31 237V241L33 240ZM77 238V237H76ZM113 238H114V240H113ZM134 238V237H133ZM242 238H244V239H242ZM2 239V240H1ZM12 239V240H11ZM42 239V240H41ZM111 239V240H110ZM157 239V240H158ZM238 239V240H237ZM258 239V240H257ZM9 240V241H8ZM95 240V241H94ZM133 241H134V239H132ZM209 240V239H208ZM249 240V239H248ZM253 240H255V241H253ZM199 241V239L196 241V242H193V243H195V245H197V246H194L193 244H191V246L189 245V244H187V243H183L184 245H186L187 247H182V245L183 244H177L176 246L177 247H179L180 245H181V250L183 249V248H192V245H193V249L196 251H198V247L200 248V247H202V248H205L204 246L206 245V247L207 246H209L208 245V243L209 242H206L207 240H203L204 242H205V244L203 245V242L202 241H199V242H201V243H199L198 242ZM210 241V240H209ZM235 241H236V243H235ZM238 241H240V242H238ZM250 241H246V242H249V245H250ZM9 242V243H8ZM11 242V243H10ZM135 242H137V240L135 241ZM149 242V243H148ZM261 242H263V244L261 245ZM105 244V245H103V244ZM114 243V244H113ZM115 243H116V245H115ZM224 243H225V245H224ZM233 243V244H232ZM91 244V245H90ZM141 244V243H140ZM150 244H151V246H150ZM154 244H155V246H154ZM151 243L150 241H147V244H142V248H141V245H139V243L137 244H135L134 246L136 247L135 249L136 250H134V247H133V251H135V254H133V255H131V257H132V259H137V258H140V257H143L142 256V254L144 255L145 253H146V251H153V252H150L151 254H155V255H153L154 256V258H155V256H156V260H158V258H159V261H164L165 259V261H171L169 258L171 257V259H173L172 261H174L175 260V258H176V256H175V251H174V249L172 250L171 248H169L168 249V254H166V256H165V253H167L166 251H167V248H166V250H164L165 248H164V246H163V248H162V246H159L158 245V247H157V245H156V243ZM199 244V245H198ZM210 244V243H209ZM229 243H227L226 241L224 242V240H223V243L221 244V246H223V248H225V250H227V249H230V248H234V247H232L231 245H228ZM9 245V246H8ZM114 246V248H112L113 246ZM139 245V246H138ZM202 245V246H201ZM45 246V245H44ZM93 247V248H91V247ZM189 246V247H188ZM226 246L227 247H229V248H226ZM46 247V246H45ZM84 247V246H83ZM116 247V248H115ZM144 247V248H143ZM149 247V248H148ZM197 247V249H195V248ZM235 247V249H236V253H235V250L231 253L232 255H233V253H235V254H237V256H238V254H239V252H240V250H241V248L239 249V248H236ZM240 247V246H239ZM6 248H7V250H6ZM49 248V247H48ZM153 248H155V249H153ZM162 248V249H161ZM219 248H221L220 247V245H219ZM222 248V249H223ZM258 248H259V251H258ZM27 249H29V248H27L26 247V250ZM40 249V250H39ZM87 249H83V250H87ZM138 249V250H137ZM140 249V250H139ZM159 250V253H158V250ZM222 249H220V250H222ZM252 249V250H251ZM47 250V249H46ZM48 250H50V251H46V254H48L51 258H54L55 257V259L56 260H54L53 262H48V263H43V264H71V260H74L78 255L77 254H75V258H74V253L72 252V251H68V249L66 250L65 248L63 249V248H61L60 249V251L59 250H55L54 251V248L53 249H48ZM91 250H89V251H91ZM103 250V251H102ZM114 250H116V251H114ZM144 250H145V252H144ZM161 250H163V251H161ZM193 250V252H195ZM261 250V251H260ZM3 251H5V252H3ZM64 251V252H63ZM254 251H256V252H254ZM102 252V253H101ZM139 252V253H138ZM144 252V253H143ZM259 252H260V257H256V256H258V254H259ZM2 253H3V255H7L6 256V258H5V256H3L2 255ZM7 253V254H6ZM33 253V254H32ZM38 253V254H37ZM50 253V254H49ZM88 253V252H87ZM86 253V254H87ZM161 253V254H160ZM195 253H197V252H195ZM194 253V254H195ZM60 254V255H59ZM68 254V255H67ZM79 254V256L77 257V258H79V260H80V262H82V263H80V262H78V259H77V261H76V259L73 261V262H77V263H72V264H83V261L85 260V262H84V264H89V262H88V260L91 258H89V256H90V254ZM156 254H158V255H156ZM234 254V255H235ZM250 254V255H251ZM53 257H52V256ZM83 255H85V257L83 256ZM92 255V254H91ZM117 255V256H116ZM138 255V256H137ZM165 257H164V256ZM170 255V256H169ZM197 254H195V256H196ZM231 255V256H232ZM65 256L66 257H68V259L67 260H69L70 262H68L67 260H63V258L65 259ZM69 256H70V258H69ZM103 256H105V257H103ZM169 256V257H168ZM236 256V255H235ZM234 256V257H235ZM236 256V257H237ZM13 257H15V256H13ZM35 257V258H36ZM62 257V258H61ZM73 257V259H71ZM101 257H102V259H103V261H101L102 259H101ZM167 257H168V259H167ZM172 257H174V258H172ZM262 257V258H261ZM3 258V259H2ZM92 258H94V257H92ZM71 259V260H70ZM98 259V260H97ZM131 259V261H133ZM161 259V260H160ZM2 260H3V262H2ZM8 260V261H7ZM11 260V261H10ZM22 261H24V262H26L27 264L29 263H31L32 262V264L34 263V261L33 260H28V259H25V258H22L21 259ZM38 260V259H37ZM58 260V261H57ZM62 260V261H61ZM81 260H83V261H81ZM57 263H56V262ZM95 261L97 262V263H95ZM158 261V262H159ZM171 261V262H172ZM257 260H254V262H256ZM36 262V261H35ZM104 262V263H103ZM126 262H128V260H126ZM205 261H201L200 260V262H198V264H205L204 263ZM133 263V262H132ZM132 263H129L128 262V264H132ZM196 263H197V261H196ZM257 263H255V264H257ZM35 264H41V263H39V262H37V263H35ZM127 264V263H126Z\"/></svg>",
    "mask_w": 264,
    "mask_h": 264
},
{
    "label": "water",
    "instance_id": "obj_3",
    "mask_svg": "<svg viewBox=\"0 0 264 264\" xmlns=\"http://www.w3.org/2000/svg\"><path fill=\"white\" fill-rule=\"evenodd\" d=\"M61 1L60 0H0V23L11 27V29H13L12 31L16 32L17 34L19 33L20 34L19 36L25 37L29 41H33V40L43 41L50 45H57L60 48L68 49L70 51H75L77 53L87 54L89 52H94L95 48L93 47V45H95V43L104 46L107 43L104 41V39L110 40L112 35H115V34L117 35V36L115 35L116 39H120L122 43L124 42L123 40L124 38H122V36H119L117 34L118 33L117 31L119 30L115 31L116 22H111L109 20L110 14H107L105 12L103 13L99 12L97 14L86 12V13H89L90 23L88 25H83L84 21H82L81 23V21L78 20L77 17L84 16V15H80V14L73 12L75 10L76 3L73 2L72 0H64L67 5L71 4V7H69L68 9L66 8L64 9V6H63L64 3H62ZM25 7L28 9H26ZM18 9L23 10V13L24 11H27L28 16L23 13H15V11ZM66 10H69V12ZM69 14L70 16L68 17ZM74 15H76L77 17H74ZM94 16H96L97 19ZM106 20H109V21H106ZM107 23H110V24H107ZM106 34H109V35H106ZM121 42L116 41V43H121ZM116 43H113V44L118 45ZM110 49L108 50V53L114 55ZM114 56L117 57L118 59L121 57V56H116V55ZM33 73L34 72H28V74H31V75H33ZM30 78L31 77L29 76L17 77L16 74L12 73V71L10 70L0 69V98L4 94L6 96H9L14 93V95L12 96L13 99L15 98V96H17L18 98L21 97L19 99L20 101L29 100L30 102V99H32L33 96L32 94H30L31 89H28V87L30 88L32 84H35L31 80H29ZM61 80H64L66 84L75 86V84L72 83L73 81L67 78L66 75L65 76L63 75V77H61ZM83 92L85 93V91ZM80 97L84 100L87 99L85 98L86 97L85 95L84 96L82 95ZM13 99L11 100V102L13 101ZM11 102L6 103L11 108L8 111V115L2 116L3 120H1L3 122H8L9 124L5 129L6 136L9 135L11 137H15L14 129L16 126H18L20 130L16 131L17 132L16 135H18L19 138H22L23 141L26 142V144L29 143L30 141H31L30 145L32 143L36 144L37 142L39 143L40 146L51 144L55 148V150L59 152L67 151V149H70L74 146V144L68 146L67 144H64V143L62 144V143L54 142L53 141L54 138H52L51 140L48 138L46 139V137L43 135L37 136L29 132L28 134L23 133L22 131L26 129L25 128L26 124H24L23 121H27L28 119V121L31 122L32 117L31 115H28V114H27L28 116H24L23 113H21L22 109L13 111V106ZM94 105L95 104H92L93 107ZM20 107L25 109V112L27 113L26 111L27 107L24 104L21 105ZM76 113L77 112L73 113V115L70 116L72 118V123L70 125L72 128L71 130L75 128V123H73V119L75 118ZM89 113L91 114L92 111H90ZM9 114L13 115L12 119L10 118ZM19 119L22 120V123L20 124H19ZM209 122H213V121H209ZM260 126L264 128V125H260ZM34 127L35 129L38 128V130L40 131L42 129L37 125H34ZM30 129L32 130V132L35 133V131L32 128ZM70 131L68 133L55 132V134H57L58 137H62V139L64 138L65 140L67 139L71 140V142L69 141L70 143H74V140L71 139L72 138L71 136L73 135H71ZM80 131L82 132L83 130H80ZM41 132L46 133L43 129ZM217 132L219 131L217 130L212 131L213 135H217L218 134ZM221 132L222 130L219 133ZM80 135L81 137L83 136L82 133ZM194 141L196 145H199V142H201L200 139L199 140L195 139ZM184 142L188 143V141L187 142L183 141V143ZM185 146L183 147L185 148ZM186 148L189 151L192 149L191 147H190L191 149H189L187 146ZM165 188L166 187H164V189ZM249 222L250 224L258 223V221H254V220L249 221Z\"/></svg>",
    "mask_w": 264,
    "mask_h": 264
}]
</instances>
